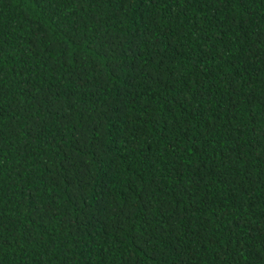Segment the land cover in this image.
Returning a JSON list of instances; mask_svg holds the SVG:
<instances>
[{
	"label": "trees",
	"instance_id": "16d2710c",
	"mask_svg": "<svg viewBox=\"0 0 264 264\" xmlns=\"http://www.w3.org/2000/svg\"><path fill=\"white\" fill-rule=\"evenodd\" d=\"M0 264H264V0H0Z\"/></svg>",
	"mask_w": 264,
	"mask_h": 264
}]
</instances>
